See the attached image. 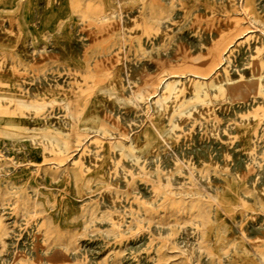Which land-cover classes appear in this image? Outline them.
<instances>
[{
    "label": "rangeland",
    "instance_id": "374dc122",
    "mask_svg": "<svg viewBox=\"0 0 264 264\" xmlns=\"http://www.w3.org/2000/svg\"><path fill=\"white\" fill-rule=\"evenodd\" d=\"M262 34L264 0H0V264H264Z\"/></svg>",
    "mask_w": 264,
    "mask_h": 264
},
{
    "label": "bare ground",
    "instance_id": "6f19581e",
    "mask_svg": "<svg viewBox=\"0 0 264 264\" xmlns=\"http://www.w3.org/2000/svg\"><path fill=\"white\" fill-rule=\"evenodd\" d=\"M237 1H238V0H237ZM242 1H243V0H242ZM262 1H263V0H262ZM168 3H169V2H168ZM239 6H240V5H239ZM259 8H260V7H259ZM118 9H119V8H118ZM242 9H243V8H242ZM117 11H118V10H117ZM241 11H242V10H241ZM260 11H261V10H260ZM34 12H35V11H34ZM128 13H129V12H128ZM133 13H134V12H133ZM243 13H244V12H243ZM172 14H173V13H172ZM35 15H36V14H35ZM116 15H117V14H116ZM240 15H241V14H240ZM111 16H112V15H111ZM126 16H128V15H126ZM174 16H175V15H174ZM123 17H124V16H123ZM168 17H169V16H168ZM250 17H251V16H250ZM169 19H170V18H169ZM246 19H247V18H246ZM161 21H162V20H161ZM247 22H248V21H247ZM161 23H162V22H161ZM227 23H228V22H227ZM253 23H254V22H253ZM7 24H8V23H7ZM162 24H163V23H162ZM164 24H165V23H164ZM164 24H163V25H164ZM254 24H255V23H254ZM166 25H167V24H166ZM220 25H221V24H220ZM228 25H229V24H228ZM228 25H227V26H228ZM231 25H232V24H231ZM256 25H257V24H256ZM5 26H6V25H5ZM222 26H224V25H222ZM225 26H226V25H225ZM164 28H165V27H164ZM252 28H254V27H252ZM258 28H259V27H258ZM219 29H220V28H219ZM223 29H224V28H223ZM256 29H257V28H256ZM254 30H255V29H254ZM75 32H76V31H75ZM73 33H74V32H73ZM127 33H128V32H127ZM84 34H85V33H84ZM246 34H247V33H246ZM246 34H245V35H246ZM55 35H56V34H55ZM262 35H263V34H262ZM196 36H197V35H196ZM206 36H207V35H206ZM263 36H264V35H263ZM158 37H159V36H158ZM152 38H153V37H152ZM241 38H242V37H241ZM84 39H85V38H84ZM157 39H158V38H157ZM165 39H166V38H165ZM177 39H178V38H177ZM50 40H51V39H50ZM74 40H75V39H74ZM204 40H205V39H204ZM250 40H251V39H250ZM262 40H263V39H262ZM60 41H61V40H60ZM149 41H150V40H149ZM149 41H148V42H149ZM153 41H154V40H153ZM235 41H236V40H235ZM144 42H145V40H144ZM253 42H254V41H253ZM149 43H150V42H149ZM153 43H154V42H153ZM155 43H156V42H155ZM158 43H159V42H158ZM234 43H235V42H234ZM251 43H252V42H251ZM60 44H61V43H60ZM62 44H63V43H62ZM65 44H67V43H65ZM156 44H157V43H156ZM50 45H51V44H50ZM50 45H49V46H50ZM84 45H85V44H84ZM170 45H171V44H170ZM194 45H195V44H194ZM28 46H29V45H28ZM49 46H48V47H49ZM73 47H74V46H73ZM117 47H118V46H117ZM147 47H148V46H147ZM150 47H151V46H150ZM192 47H193V46H192ZM230 47H231V46H230ZM56 48H57V47H56ZM59 48H60V47H59ZM65 48H66V47H65ZM82 48H83V46H82ZM196 48H198V47L196 46ZM202 49H203V48H202ZM226 49H227V44H226L225 42H223V41H220V42L216 45L215 51H216L217 53H220V54L222 55L223 52H224V50H226ZM38 50H39V49H38ZM158 50H159V49H158ZM169 50H170V49H169ZM238 50H239V49H238ZM167 51H168V50H167ZM192 51H193V50H192ZM79 52H81V51H79ZM252 52H253V51H252ZM31 53H32V52H31ZM168 53H169V52H168ZM203 53H204V52H203ZM249 53H250V52H249ZM64 54H65V52H64ZM64 54H63V55H64ZM262 54H263V52H262ZM22 55H23V54H22ZM132 55H133V54H132ZM132 55H131V56H132ZM164 55H165V54H164ZM36 56H37V55H36ZM71 56H72V55H71ZM80 56H81V55H80ZM101 56H102V55H101ZM263 56H264V55H263ZM23 57H24V56H23ZM60 57H61V56H60ZM61 58H62V57H61ZM93 58H94V57H93ZM222 58H223V57H222ZM59 60H60V59H59ZM223 60H224V59H223ZM225 60H226V59H225ZM225 60H224V61H225ZM231 60H232V59H231ZM31 61H32V60H31ZM131 61H132V60H131ZM224 61H223V62H224ZM232 61H233V60H232ZM125 62H126V61H125ZM136 62H137V61H136ZM130 63H131V62H130ZM133 63H134V62H133ZM137 63H138V62H137ZM65 68H66V67H65ZM216 69H218V67H217ZM235 71H236V69H235ZM214 72H215V71H214ZM232 72H233V71H232ZM232 72H231V73H232ZM192 73H193V72H192ZM222 73H223V72H222ZM194 74H196V73L194 72ZM248 74H249V73H248ZM230 75H231V74H230ZM233 75H234V74H233ZM238 76H239V75H238ZM30 77H31V76H30ZM37 78H38V77H37ZM35 79H36V77H35ZM184 79H185V78H184ZM202 79H203V78H202ZM30 80H31V79H30ZM126 81H127V80H126ZM164 81H165V80H164ZM164 81H163V82H164ZM60 82H61V81H60ZM137 82H138V81H137ZM223 84H224V83H223ZM7 85H8V84H7ZM7 85H5V86H7ZM65 85H66V83H65ZM162 85H163V84H162ZM159 91H160V90H159ZM125 92H126V91H125ZM66 94H67V93H66ZM125 94H126V93H125ZM200 94H201V93H200ZM201 95H202V94H201ZM160 96H161V95H160ZM7 99H8V98H7ZM257 99H258V98H257ZM149 101H152V100H149ZM249 101H250V100H249ZM144 102H145V101H144ZM147 102H148V101H147ZM148 103L150 104V102H148ZM246 103H247V102H246ZM250 103H251V102H249V105H250ZM245 105H246V104H245ZM243 106H244V105H243ZM115 107H116V106H115ZM247 107H248V106H247ZM249 107H250V106H249ZM145 108H146V107H145ZM238 108H239V107H238ZM229 109L232 110V108H230V107H229ZM241 109H242V108H241ZM64 110H65V109H64ZM217 110H218V109H217ZM119 111H120V110H119ZM141 111H143V110H141ZM151 111H152V110H151ZM117 112H118V111H117ZM234 112H235V111H234ZM241 112H242V111H241ZM222 113H223V112H222ZM227 113H228V112H227ZM53 114H54V113H53ZM216 114H217V113H216ZM239 114H240V113H239ZM132 115H133V114H132ZM147 115H148V114H147ZM59 116H60V115H59ZM61 116H62V115H61ZM120 116H121V115H120ZM140 116H141V115H140ZM148 116H150V114H149ZM151 116H152V115H151ZM217 116H218V115H217ZM118 117H119V116H118ZM125 117H126V116H125ZM143 117H144V116H143ZM197 119H198V118H197ZM237 119H238V118H237ZM42 120H43V119H42ZM60 120H61V119H60ZM137 121H138V120H137ZM263 121H264V120H263ZM124 123H125V122H124ZM166 123H167V122H166ZM263 124H264V123H262V125H263ZM66 125H68V124H66ZM131 125H132V124H131ZM139 125H140V124H139ZM196 125H197V124H196ZM132 126H133V125H132ZM127 127H128V125H127ZM130 127H131V126H130ZM225 127H226V126H225ZM227 128H228V127H227ZM229 128H230V127H229ZM129 129H130V128H129ZM218 129H219V128H218ZM197 130H198V128H197ZM216 130H217V129H216ZM220 130H221V129H220ZM220 130H219V133H220ZM259 130H260V129H259ZM262 130H263V129H262ZM92 131H93V130H92ZM232 131H233V130H232ZM263 131H264V130H263ZM258 132H259V131H258ZM260 132H261V131H260ZM132 133H133V132H132ZM94 134H95V133H94ZM195 134H196V133H195ZM129 135H130V134H129ZM203 135H204V134H203ZM225 135H226V134H225ZM98 136H99V135H98ZM130 136H131V135H130ZM130 136H129V137H130ZM191 137H192V136H191ZM224 137H225V136H224ZM196 138H198V137H196ZM209 138H210V137H209ZM107 139H108V138H107ZM113 139H114V138H113ZM210 139H211V138H210ZM225 139H226V138H225ZM129 140H130V138H129ZM211 140H212V139H211ZM87 141H88V140H87ZM122 141H124V140H122ZM127 141H128V140H127ZM188 141H189V140H188ZM217 141H218V140H217ZM235 141H236V140H235ZM128 142H129V141H128ZM178 142H179V141H178ZM186 142H187V141H186ZM210 142H212V141H210ZM241 142H242V141H241ZM83 143H84V142H83ZM125 143H126V142H125ZM226 143H227V142H226ZM235 143H236V142H235ZM238 143H239V142H238ZM179 145H181V144H179ZM186 145H187V144H186ZM191 145H192V144H191ZM222 145H223V144H222ZM224 145H225V143H224ZM235 145H236V144H235ZM205 146H206V145H205ZM209 146H210V145H209ZM211 146H212V145H211ZM225 146H226V145H225ZM21 148H22V147H21ZM94 148H95V147H94ZM183 148H184V147H183ZM183 148H182V150H183ZM221 148H222V147H221ZM228 148H229V147H228ZM232 148H233V147H232ZM260 148H261V147H260ZM201 149H202V148H201ZM5 150H6V148H5ZM7 150H8V149H7ZM184 150H185V149H184ZM184 150H183V151H184ZM192 150H193V149H192ZM211 150H212V149H211ZM211 150H210V151H211ZM229 150H230V149H229ZM232 150H233V149H232ZM178 151H179V150H178ZM180 151H181V150H180ZM190 151H191V150H190ZM225 151H226V149H225ZM234 151H235V149H234ZM18 152H19V151H18ZM26 152H27V151H26ZM173 152H174V151H173ZM186 152H187V151H186ZM236 153H237V152H236ZM167 154H168V153H167ZM167 154H166V155H167ZM195 154H196V153H195ZM220 154H221V153H220ZM76 155H77V154H76ZM76 155H75V156H76ZM86 155H87V154H86ZM117 155H118V154H117ZM172 155H173V154H172ZM196 155H197V154H196ZM207 155H208V153H207ZM232 155H233V154H232ZM168 156H169V155H168ZM180 156H181V155H180ZM184 156H186V155L184 154ZM144 157H145V156H144ZM149 157H150V156H149ZM165 157H166V156H165ZM171 157H172V156H171ZM171 157H170V158H171ZM175 157H176V156H175ZM189 157H190V156H189ZM212 157H213V156H212ZM221 157H222V156H221ZM13 158H14V157H13ZM28 158H29V157H28ZM76 158H77V157H76ZM178 158H179V157H178ZM195 158H196V157H195ZM216 158H217V157H216ZM85 159H86V158H85ZM152 159H153V158H152ZM173 159H174V158H173ZM182 159H183V158H182ZM218 159H219V158H218ZM241 159H242V158H241ZM241 159H240V160H241ZM246 159H247V158H246ZM175 160H176V159H175ZM183 160H184V159H183ZM219 160H220V159H219ZM24 161H25V160H24ZM68 161H69V160H68ZM129 161H130V160H129ZM197 161H198V160H197ZM226 161H227V160H226ZM235 161H236V160H235ZM241 161H242V160H241ZM69 162H70V161H69ZM126 162H127V161H126ZM155 162H156V161H155ZM199 162H200V161H199ZM239 162H240V161H239ZM84 163H85V162H84ZM186 163H187V162H186ZM221 163H222V162H221ZM262 163H263V162H262ZM66 164H67V163H66ZM70 164H71V163H70ZM127 164H128V163H127ZM144 164H145V163H144ZM151 164H152V163H151ZM155 164H156V163H155ZM155 164H154V165H155ZM183 164H185V163H183ZM191 164H192V163H191ZM219 164H220V163H219ZM43 165H44V164H43ZM87 165H88V164H87ZM164 165H165V164H164ZM241 165H242V164H241ZM3 166H4V165H3ZM28 166H29V165H28ZM37 166H38V165H37ZM41 166H42V165H41ZM129 166H130V165H129ZM136 166H137V165H136ZM148 166H149V165H148ZM232 166H234V165H232ZM256 166H257V165H256ZM17 167H18V166H17ZM17 167H16V169H17ZM20 167H21V165H20ZM32 167H34V166H32ZM59 167H61V166H59ZM146 167H147V166H146ZM239 167H240V166H239ZM245 167H246V166H245ZM10 168H12V167H10ZM161 168H162V167H161ZM234 168H235V167H234ZM263 168H264V167H263ZM0 169H1V168H0ZM133 169H134V168H133ZM153 169H154V168H153ZM181 169H183V168H181ZM190 169H191V168H190ZM14 170H15V169H14ZM38 170H39V168H38ZM107 170H108V169H107ZM119 170H120V169H119ZM168 170H169V169H168ZM233 170H234V169H233ZM245 170H246V169H245ZM40 171H41V170H40ZM120 171H121V170H120ZM125 171H126V170H125ZM186 171H187V169H186ZM165 172H166V171H165ZM169 172H170V171H169ZM257 172H258V171H257ZM261 172H262V171H261ZM61 173H62V171H61ZM153 173H154V172H153ZM163 173H164V171H163ZM172 173H173V172H172ZM255 173H256V172H255ZM255 173H254V175H255ZM262 173H263V172H262ZM4 174H5V173H4ZM6 174H7V173H6ZM154 174H155V173H154ZM198 174H199V173H198ZM203 174H204V173H203ZM225 174H226V173H225ZM43 175H44V174H43ZM59 175H60V174H59ZM71 175H72V174H71ZM141 175H142V174H141ZM170 175H171V174H170ZM175 175H177V174H175ZM207 175H209V174H207ZM126 176H127V175H126ZM152 176H153V174H152ZM162 176H163V175H162ZM212 176H213V175H212ZM260 176H261V175H260ZM164 177H165V176H164ZM213 177H214V176H213ZM253 177H254V176H253ZM59 178H60V177H59ZM126 178H127V177H126ZM149 178H150V177H149ZM182 178H183V177H182ZM208 178H209V177H208ZM43 179H44V178H43ZM57 179H58V178H57ZM184 179H185V178H184ZM72 180H73V178H72ZM164 180H165V179H164ZM170 180H171V179H170ZM209 180H210V179H209ZM217 180H218V179H217ZM217 180H216V181H217ZM221 180H222V179H221ZM261 180H262V179H261ZM21 181H22V180H21ZM51 181H52V180H51ZM206 181H207V179H206ZM17 182H18V181H17ZM118 182H119V181H118ZM248 182H249V181H248ZM55 183H56V182H55ZM55 183H54V184H55ZM142 183H143V182H142ZM181 183H182V181H181ZM181 183H180V184H181ZM183 183H184V182H183ZM204 183H205V182H204ZM261 183H262V182H261ZM176 184H177V183H176ZM199 184H201V183L199 182ZM257 184H258V183H257ZM119 185H120V184H119ZM178 185H179V184H178ZM212 185H213V184H212ZM250 185H251V184H250ZM2 186H3V185H2ZM54 186H56V185H54ZM150 186H151V185H150ZM181 186H182V185H181ZM181 186H180V187H181ZM183 186H185V185H183ZM186 186H188V185H186ZM198 186H199V185H198ZM200 186H201V185H200ZM202 186H203V185H202ZM206 186H207V185H206ZM206 186H205V187H206ZM219 186H220V185H219ZM58 187H59V186H58ZM145 187H146V186H145ZM171 187H173V186H171ZM174 187H175V185H174ZM259 187H260V186H259ZM12 188H13V187H12ZM27 189H28V188H27ZM29 189H30V188H29ZM173 189H177V188H173ZM213 189H214V188H213ZM44 190H45V189H44ZM206 190H207V189H206ZM2 191H3V190H2ZM71 191H72V190H71ZM134 191H135V190H134ZM134 191H133V192H134ZM151 192H152V191H151ZM183 192H184V191H183ZM183 192H182V194H181V193H178V194H179V195H180V194L183 195ZM193 192H195V191H193ZM203 192H204V191H203ZM63 193H64V192H63ZM112 193H113V192H112ZM146 193H147V192H146ZM174 193H175V192H174ZM114 194H115V193H114ZM188 194H190V197H192V195H191L192 193H188ZM193 194H194V193H193ZM203 194H204V193H203ZM203 194H202V195H203ZM242 194H243V193H242ZM35 195H36V194H35ZM75 195H76V194H75ZM181 195H180V197H181ZM185 195H186V194H185ZM197 195L199 196V194H197ZM197 195H194V198H195V196H197ZM140 196H141V195H140ZM174 196H175V195H174ZM176 196H178V195H176ZM64 197H65V196H64ZM178 197H179V196H178ZM180 197H179V199L177 198V200H180L183 196H182L181 198H180ZM215 197H216V196H215ZM84 198H85V197H84ZM94 198H95V197H94ZM105 198H106V197H105ZM139 198H140V197H139ZM157 198H158V197H157ZM160 198H161V197H160ZM183 198H184V197H183ZM187 198H188V197H187ZM196 198H197V197H196ZM196 198H195V199H196ZM201 198H202V196H201ZM101 199H102V198H101ZM142 199H143V198H142ZM146 199H147V198H145V200H146ZM195 199H194V200H195ZM202 199H204V196H203ZM8 200H9V199H8ZM122 200H123V199H122ZM171 200H172V199H171ZM191 200H192V199H191ZM204 200H205V199H204ZM207 200H208V199H207ZM77 201H78V200H77ZM167 201H168V200H167ZM183 201H185V200H183ZM183 201H182L181 204H183ZM187 201H189V200H187ZM196 201H197V200H196ZM198 201H199V200H198ZM81 202H82V201H81ZM107 202H108V201H107ZM124 202H125V201H124ZM151 202H152V201H151ZM73 203H74V202H73ZM164 203H165V202H164ZM166 203H167V202H166ZM188 203H189V202H188ZM188 203H187V204H188ZM21 204H22V203H21ZM127 204H128V203H127ZM147 204H150V203H147ZM162 204H163V203H162ZM167 204H168V203H167ZM169 204H170V203H169ZM189 204H191V201H190ZM257 204H258V203H257ZM4 205H5V204H4ZM55 205H56V204H55ZM204 205H205V204H204ZM258 205H259V204H258ZM13 206H14V205H13ZM22 206H23V205H22ZM169 206H171V205H169ZM175 206H176V205H175ZM15 207H17V206H15ZM25 207H26V206H25ZM48 207H49V206H48ZM111 207H112V205H111ZM116 207H117V205H116ZM122 207H123V205H122ZM152 207H154V206H152ZM158 207H159V206H158ZM162 207L165 208V206H162ZM166 207H167V206H166ZM182 207H183V206H182ZM185 207H186V205H185ZM196 207H197V206H196ZM259 207H260V206H259ZM29 208H30V207H29ZM159 208H160V207H159ZM183 208H184V207H183ZM2 209H3V208H2ZM16 209H17V208H16ZM62 209H63V207H62ZM89 209H90V208H89ZM151 209H152V208H151ZM170 209H173V208L170 207ZM174 209H175V208H174ZM180 209H181V208H180ZM213 209H214V207H213ZM3 210H4V209H3ZM3 210H2V211H3ZM73 210H74V208H73ZM152 210H153V209H152ZM157 210H158V209H157ZM160 210H161V209H160ZM176 210H177V209H176ZM184 210H185V209H184ZM186 210H187V209H186ZM16 211H17V210H16ZM67 211H68V210H67ZM77 211H78V210H77ZM125 211H126V210H125ZM148 211H150V210L148 209ZM166 211H167V210H166ZM166 211H165V212H166ZM172 211H174V210H172ZM182 211H183V210H182ZM205 211H206V210H205ZM207 211H208V210H207ZM28 212H30V211H28ZM69 212H70V211H69ZM128 212H129V211H128ZM157 212H158V211H157ZM167 212H168V211H167ZM169 212H170V211H169ZM179 212H180V211H179ZM184 212H185V211H184ZM189 212H190V211H189ZM202 212H203V211H202ZM125 213L127 214V212H125ZM125 213H124V214H125ZM141 213H142V212H141ZM146 213H147V212H146ZM173 213H174V212H173ZM180 213H181V212H180ZM203 213H204V212H203ZM128 214H129V213H128ZM170 214H171V213H170ZM175 214H176V213H175ZM182 214H183V213H182ZM184 214H185V215H183L182 217H185V218H186V215H187V214H190V215L193 216V214H191V213H187V214L184 213ZM208 214H209V212H208ZM247 214H248V213H247ZM260 214H261V213H260ZM2 215H4V214L2 213ZM38 215H39V214H38ZM99 215H100V214H99ZM101 215H102V214H101ZM108 215H109V214H108ZM135 215H136V212H135V214H134L133 216H135ZM137 215H138V214H137ZM145 215H146V214H145ZM157 215H158V217H157V219H158L159 216H160V214H157ZM164 215H165V213H164ZM168 215H169V214H168ZM180 215H181V214H180ZM212 215H213V214H212ZM88 216H89V215H88ZM104 216H105V215H104ZM123 216H126V215H123ZM192 216H191V217H192ZM262 216H263V215H262ZM3 217H4V216H3ZM36 217H37V216H36ZM102 217H103V216H102ZM160 217H161V216H160ZM182 217H181V218H182ZM191 217H190V218H191ZM211 217H212V216H211ZM263 217H264V216H263ZM4 218H6V217H4ZM80 218H81V217H80ZM105 218H106V217H105ZM105 218H104V219H105ZM108 218H109V216H108ZM108 218H107V219H108ZM136 218H137V217H136ZM144 218H145V217H144ZM174 218H175V217H174ZM178 218H179V217H178ZM187 218H188V217H187ZM238 218H239V217H238ZM259 218H260V217H259ZM2 219H3V218H2ZM23 219H24V218H23ZM124 219H125V218H124ZM130 219H131V218H130ZM132 219H133V218H132ZM132 219H131V220H132ZM140 219H142V218H140ZM148 219H149V217H148ZM164 219H165V218H164ZM179 219H180V218H179ZM182 219H183V218H182ZM256 219H257V218H256ZM26 220H27V219H26ZM30 220H31V219H30ZM39 220H40V219H39ZM87 220H88V218H87ZM99 220H100V219H99ZM134 220H135V219H134ZM138 220H139V219H138ZM153 220H154V219H153ZM160 220H161V219H160ZM184 220H185V219H184ZM192 220H193V219H192ZM203 220H204V218H203ZM19 221H20V220H19ZM93 221H94V220H93ZM93 221H92V222H93ZM96 221H98V219H97ZM105 221H106V220H105ZM109 221H110V220H108V222H109ZM125 221H127V220L125 219ZM128 221H129V220H128ZM142 221H143V220H142ZM149 221H150V220H149ZM181 221H182V220H180V223H181ZM185 221H186V220H185ZM15 222H17V221H15ZM36 222H37V221H36ZM36 222H35V223H36ZM100 222H101V221H100ZM130 222H132V221H130ZM134 222H136V221H134ZM145 222H146V221H145ZM159 222H160V221H159ZM159 222H158V223H159ZM161 222H162V221H161ZM167 222H168V221H167ZM167 222H166V223H167ZM176 222H177V221H176ZM186 222H187V221H186ZM204 222H205V221H204ZM249 222H250V221H249ZM11 223H12V222H11ZM32 223H33V222H32ZM93 223H94V222H93ZM96 223H97V222H96ZM124 223H125V222H124ZM127 223H128V222H127ZM147 223H148V222H147ZM149 223H150V222H149ZM149 223H148V224H149ZM177 223H178V222H177ZM188 223H189V222H188ZM253 223H254V222H253ZM2 224H3V223H2ZM7 224H8V223H7ZM33 224H34V223H33ZM101 224H103V223H101ZM131 224H132V223H131ZM131 224H130V225H131ZM138 224H139V223H138ZM141 224H142V223H141ZM153 224H154V223H153ZM159 224H160V223H159ZM178 224H179V223H178ZM197 224H199V222H197ZM200 224H201V223H200ZM200 224H199V225H200ZM251 224H252V223H251ZM11 225H12V224H11ZM35 225H37V224H35ZM133 225H134V224H133ZM135 225H136V224H135ZM142 225H143V224H142ZM155 225H156V224H155ZM185 225H186V224H185ZM188 225H190V224H188ZM194 225H195V224H194ZM199 225H198V226H199ZM258 225H259V224H258ZM260 225H261V223H260ZM262 225H263V224H262ZM17 226H18V225H17ZM83 226H84V225H83ZM93 226H94V225H93ZM111 226H114V224H113V225L111 224ZM124 226H125V225H123L122 227H124ZM150 226H151V225H150ZM181 226H183V225H181ZM204 226H205V225H204ZM13 227H14V226H13ZM86 227H87V226H86ZM122 227L119 226L118 228L123 229ZM147 227H148V226H147ZM183 227H185V226H183ZM11 228H12V227H11ZM11 228H10V229H11ZM34 228H35V227H34ZM34 228H33V229H34ZM80 228H81V227H80ZM88 228H89V227H88ZM93 228H95V227H93ZM97 228H100V227H97ZM109 228H111V227H109ZM132 228H133V227H132ZM177 228H178V227H177ZM251 228H253V227H251ZM10 229H9V230H10ZM20 229H21V228H20ZM23 229H24V227H23ZM36 229H37V228H36ZM77 229H78V228H77ZM86 229H87V228H86ZM86 229H84V230L86 231ZM90 229H91V228H90ZM126 229H127V228H126V226H125L124 231H126ZM153 229H154V228H153ZM191 229H192V228H191ZM247 229H248V228H247ZM37 230H39V229H37ZM37 230H36V231H37ZM95 230H96V229H95ZM95 230L92 229V231H95ZM101 230H102V229H101ZM111 230H112V229H111ZM118 230H119V229H117V231H118ZM132 230H133V229H132ZM145 230H146V229H145ZM161 230H162V229H161ZM165 230H166V229H165ZM168 230H169V229H168ZM184 230H185V228H184ZM187 230H188V227H187ZM187 230H186V231H187ZM251 230H252V229H251ZM253 230H254V229H253ZM18 231H19V230H18ZM29 231H30V230H29ZM76 231H77V230H76ZM76 231H75V232H76ZM85 231H84V233H86V232L91 233V232H89V231H86V232H85ZM90 231H91V230H90ZM103 231H104V230H103ZM113 231H114V230H113ZM147 231H148V230H147ZM151 231H152V230H151ZM255 231H257V230H255ZM255 231H254V232H255ZM7 232H8V231H7ZM11 232H12V231H11ZM20 232H21V231H20ZM72 232H73V231H72ZM80 232H81V231H80ZM109 232H110V231H109ZM120 232H121V231H120ZM128 232H129V231H128ZM128 232H127V233H128ZM148 232H149V231H148ZM158 232H159V231H157L156 234H158ZM168 232H169V231H168ZM168 232H167V233H168ZM194 232H195V231H194ZM22 233H23V232H22ZM59 233H60V232H59ZM84 233H83V234H84ZM99 233H100V232H99ZM105 233H106V231H105ZM112 233H113V232H112ZM114 233H116V232H114ZM136 233H137V232H136ZM159 233H161V232H159ZM185 233H187V232H185ZM52 234H53V233H52ZM101 234H102V233H101ZM147 234H148V233H147ZM248 234H249V233H248ZM248 234H247V235H248ZM6 235H7V234H6ZM6 235H4V236H6ZM8 235H9V234H8ZM21 235H22V234H21ZM42 235H43V234H42ZM45 235H46V233H45ZM96 235H98V234H96ZM103 235H105V234H103ZM114 235H116V234H114ZM141 235H142V234H141ZM153 235H154V234H153ZM170 235H171V234H170ZM187 235H189V234H187ZM195 235H196V234H195ZM14 236H15V235H14ZM18 236H19V235H18ZM28 236H30V235H28ZM31 236H32V235H31ZM72 236H75V234L72 235ZM79 236H81V235H79ZM116 236H117V235H116ZM136 236H137V235H136ZM162 236H163V235H162ZM166 236H167V235H166ZM93 237H94V236H93ZM103 237H104V236H103ZM147 237H148V236H147ZM149 237H150V236H149ZM149 237H148V238H149ZM167 237H168V236H167ZM185 237H187V236H185ZM2 238H3V237H1V239H2ZM88 238H89V237H88ZM110 238H111V237H110ZM116 238H117V237H116ZM150 238H151V237H150ZM183 238H184V237H183ZM249 238H250V237H249ZM4 239H5V238H4ZM4 239H3V240H4ZM77 239H78V237H77ZM79 239H81V238H79ZM106 239H107V238H106ZM112 239H113V238H112ZM129 239H131V238H129ZM129 239H128V240H129ZM140 239H141V238H140ZM142 239H143V238H142ZM151 239H152V238H151ZM160 239H161V238H160ZM181 239H182V238H181ZM188 239H189V238H188ZM199 239H200V238H199ZM34 240H35V239H34ZM66 240H67V239H66ZM84 240H85V239H84ZM125 240H126V239H125ZM125 240H124V242H125ZM153 240H154V239H153ZM169 240H170V239H168V241H169ZM171 240H172V239H171ZM183 240H184V239H183ZM0 241H1V240H0ZM89 241H90V240H89ZM93 241H94V240H93ZM100 241H101V240H100ZM139 241H140V240H139ZM155 241H156V239H155ZM155 241H154V242H155ZM165 241H167V240H165ZM168 241H167V242H168ZM174 241H175V238H174ZM180 241H182V240H180ZM187 241H188V240H187ZM80 242H81V240H80ZM154 242H153V243H154ZM182 242H183V241H182ZM185 242H186V241H185ZM185 242H184V243H185ZM189 242H190V241H189ZM4 243H5V240H4ZM13 243H14V242H13ZM50 243H51V242H50ZM72 243H73V242H72ZM89 243H90V242H89ZM102 243H103V242H102ZM130 243H131V242H130ZM135 243H136V242H135ZM184 243H183V244H184ZM193 243H194V242H193ZM0 244H1V242H0ZM6 244H7V243H6ZM18 244H19V243H18ZM63 244H66V243H63ZM63 244H62V245H63ZM79 244H80V243H79ZM117 244H118V243H117ZM125 244H126V243H125ZM142 244H143V243H142ZM156 244H157V243H156ZM173 244H174V243H173ZM188 244H190V243H188ZM188 244H187V245H188ZM208 244H209V243H208ZM1 245H2V244H1ZM62 245H60V246H62ZM67 245H68V244H67ZM85 245H86V244H85ZM111 245H112V244H111ZM122 245H123V244H122ZM122 245H121V247H122ZM127 245H128V243H127ZM138 245H139V244H138ZM146 245H147V243H146ZM146 245H145V246H146ZM164 245H166V244H164ZM164 245H162V246H164ZM7 246H8V245H7ZM7 246H6V247H7ZM54 246H55V245H54ZM73 246H74V245H73ZM79 246H80V245H79ZM140 246H141V244H140ZM151 246H153V245H151ZM162 246H161V247H162ZM175 246L177 247L176 244H175ZM181 246H182V245H181ZM189 246H190V245H189ZM196 246H198V244H197ZM208 246H209V245H208ZM62 247H63V246H62ZM65 247H66V246H64V248H65ZM83 247H85V246H83ZM109 247H110V245H109ZM121 247H120V248H121ZM129 247H130V246H129ZM149 247H150V245H149ZM157 247H159V246H157ZM157 247H156V248H157ZM179 247H180V245H179ZM184 247H185V246H184ZM198 247H199V246H198ZM86 248H87V247H86ZM86 248H85L84 250H86ZM115 248H116V247H115ZM118 248H119V247H118ZM133 248H135V247H133ZM147 248H148V247H147ZM150 248H152V247H150ZM162 248H163V247H162ZM171 248H172V247H171ZM186 248H187V247H186ZM1 249H3V248H1ZM1 249H0V250H1ZM4 249H5V248H4ZM4 249H3V250H4ZM109 249H110V248H109ZM125 249H126V248H124L123 250H125ZM143 249H144V248H143ZM143 249H142V250H143ZM166 249H167V247H166ZM172 249H173V248H172ZM174 249H175V248H174ZM174 249H173V250H174ZM178 249H179V248H178ZM189 249H190V248H189ZM231 249H232V248H231ZM231 249H230V252H231ZM66 250H67V249H66ZM87 250H88V249H87ZM118 250H119V249H118ZM145 250H146V249H145ZM148 250H149V249H148ZM179 250H181V248H180ZM195 250H196V249H195ZM203 250H204V248H203ZM203 250H202V251H203ZM205 250H206V248H205ZM14 251H15V249H14ZM39 251H40V250H39ZM109 251H110V250H109ZM135 251H136V250H135ZM137 251H140V250H137ZM137 251H136V252H137ZM159 251H160V250H159ZM162 251H164V250H162ZM188 251H189V250H188ZM199 251H200V250H199ZM27 252H28V251H27ZM80 252H81V251H80ZM89 252H90V251H89ZM116 252H117V251H115V253H116ZM131 252H132V251H131ZM141 252H142V251H141ZM160 252H161V251H160ZM177 252H178V251H177ZM177 252H176V253H177ZM184 252H187V250L184 251ZM41 253H42V252H41ZM71 253H72V252H71ZM77 253H78V252H77ZM77 253H75V254H77ZM117 253H118V252H117ZM117 253H116V254H117ZM124 253H125V251H124ZM156 253H157V251H156ZM172 253H173V252H172ZM178 253H179V252H178ZM180 253H181V252H180ZM30 254H31V253H30ZM34 254H35V253H34ZM81 254H82V253H81ZM119 254H121V253H119ZM160 254H162V253H160ZM160 254H159V255H160ZM183 254H185V253H183ZM187 254H188V253H187ZM191 254H192V253H191ZM195 254H196V253H195ZM84 255H85V254H84ZM109 255H110V254H109ZM139 255H140V254H139ZM188 255H189V254H188ZM188 255H187V256H188ZM204 255H205V254H204ZM12 256H13V255H12ZM73 256H74V255H73ZM115 256H116V255H115ZM118 256H120V255H118ZM142 256H143V255H142ZM147 256H148V255H147ZM147 256H146V257H147ZM153 256H154V255H153ZM187 256H186V257H187ZM191 256H192V255H191ZM231 256H232V255H231ZM1 257H2V256H1ZM33 257H34V256H33ZM107 257H108V256H107ZM116 257H117V256H116ZM116 257H115V258H116ZM122 257H123V256H122ZM138 257H139V256H138ZM159 257H160V256H159ZM183 257H184V256H183ZM189 257H190V256H189ZM192 257H193V256H192ZM195 257H196V256H195ZM202 257H203V256H202ZM209 257H210V255H209ZM228 257H229V256H228ZM4 258H5V257H4ZM8 258H9V257H8ZM28 258H29V257H28ZM150 258H151V257H150ZM156 258H157V254H156ZM161 258H164V257H161ZM1 259H2V258H1ZM118 259H119V257H118ZM118 259H117V260H118ZM121 259H122V258H121ZM132 259H133V257H132ZM142 259H143V258H142ZM144 259H145V258H144ZM165 259H166V258H165ZM184 259H185V258H184ZM192 259H193V258H192ZM196 259H197V258H196ZM3 260H4V259H3ZM122 260H123V259H122ZM148 260H149V259H148ZM151 260H152V258H151ZM154 260H155V259H154ZM156 260H158V259H156ZM156 260H155V261H156ZM176 260H177V259H176ZM176 260H175V261H176ZM178 260H179V258H178ZM8 261H9V260H8ZM43 261H44V260H43ZM82 261H83V260H82ZM191 261H192V260H191ZM191 261H190V263H191ZM2 262H3V261H2ZM10 262H11V261H10ZM18 262H19V261H18ZM27 262H28V261H27ZM163 262H164V261H163ZM163 262H162V263H163ZM183 262H184V261H183ZM192 262H193V261H192ZM203 262H205V260H204ZM75 263H76V262H75ZM77 263H78V262H77ZM106 263H107V262H106ZM114 263H115V262H114ZM117 263H118V262H117ZM127 263H128V262H127ZM160 263H161V262H160ZM184 263L186 264V260H185ZM190 263H188V264H190ZM17 264H18V263H17ZM47 264H48V263H47ZM79 264H80V263H79ZM82 264H83V263H82ZM86 264H87V262H86ZM104 264H105V262H104ZM111 264H112V263H111ZM132 264H133V263H132ZM145 264H146V263H145ZM153 264H154V262H153ZM155 264H159V263L157 262V263H155ZM192 264H194V263H192ZM195 264H196V263H195ZM214 264H216V263H214ZM226 264H227V263H226ZM228 264H229V263H228Z\"/></svg>",
    "mask_w": 264,
    "mask_h": 264
}]
</instances>
